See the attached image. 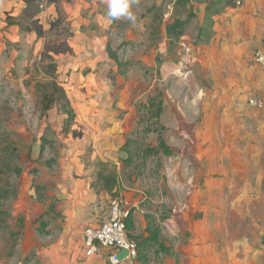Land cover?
<instances>
[{
    "label": "rangeland",
    "instance_id": "rangeland-1",
    "mask_svg": "<svg viewBox=\"0 0 264 264\" xmlns=\"http://www.w3.org/2000/svg\"><path fill=\"white\" fill-rule=\"evenodd\" d=\"M202 1L212 3L215 9L233 2L136 0L132 6L137 17L133 25L124 19H110L106 0L86 4L68 0V19L62 36L47 45L26 31L29 22L22 0H0V264H56L49 263V249L63 216L57 211L47 213L50 207L56 208L64 201L58 200L57 195L66 193L72 181L81 180L99 194L105 191L104 176L112 173L116 175L118 187L114 191L118 193L115 198L107 193L111 201L128 203L132 212L134 230L129 235L139 245L138 264L180 263V253L175 250L189 247L193 237L187 230L172 236L167 232L168 225L178 215H186L189 223L199 218L206 203L193 204L192 198L198 196V177L201 182L204 180L201 177H206V167L204 174L197 176L189 159L178 157L166 146L168 141L163 139L174 137L177 126L170 115L164 117L162 124L163 99L169 96V101H179V117L197 118L201 134L240 135L241 144L248 149L256 148V142L248 139L256 134V118L250 113L264 107V99L257 91L258 77H263L260 87L264 89V66L254 60L258 47L261 43L264 46L263 28V40L243 59L247 73L242 80H246L248 90L247 96L242 92V109L236 114L234 110L200 108L206 96L200 94L198 102L188 57L193 53L200 56L196 48L207 44L213 34L211 18L206 15L203 24L197 21L198 16L202 17L197 14ZM239 1L241 12L251 14L254 23L264 22V0ZM213 8L206 14L212 16ZM56 18L53 7L38 16L44 28ZM167 20L171 22L169 26L165 24ZM108 45L117 54L120 66L110 59ZM53 68L76 113L73 131L79 136L61 135L64 116L58 110L41 113L36 84L46 81ZM167 88L169 95L165 93ZM251 100L263 107L252 105ZM231 117H242L244 122L230 124ZM205 118L212 119V124L204 125ZM120 128L125 133L124 140L117 133ZM103 135L114 136L115 143H110L108 149L118 156L115 160H101L99 137ZM127 142L129 154L121 150ZM215 144L216 153L221 147L223 150V145ZM151 147L159 152L145 160L141 151ZM83 152L86 153L82 156ZM88 152L91 158L85 160ZM128 157L132 158V165L124 167L122 160ZM205 163L206 159L202 164ZM216 164V212L245 213L260 217L257 224L263 222L264 184L255 189L256 176L250 177L253 185L245 191L249 202L240 208L242 202H238L235 189L231 200H223L224 189L219 186L223 159L217 156ZM43 216L49 224L45 229L49 235L38 231ZM168 219L173 223L166 225ZM148 228L157 231L158 238L145 248L140 243L148 236ZM249 238L251 246L258 250V259L264 262V235L258 245ZM162 245L169 250L164 251Z\"/></svg>",
    "mask_w": 264,
    "mask_h": 264
},
{
    "label": "crops",
    "instance_id": "crops-1",
    "mask_svg": "<svg viewBox=\"0 0 264 264\" xmlns=\"http://www.w3.org/2000/svg\"><path fill=\"white\" fill-rule=\"evenodd\" d=\"M43 1L50 3L51 6L49 8L53 7L55 10V0ZM66 1L68 2V0H62L65 10ZM74 1L80 4L88 3L83 0ZM239 2V0H233L235 6H222L219 9L213 8L215 9L214 11L219 10V12H213L212 16H210V13L206 14V12L212 3H206L205 1L203 3L202 1L200 11L197 13H201L202 17L198 16L197 18V21H201V24L204 23L206 15L211 18V30L213 31L207 44L196 48L201 55L193 53L188 57L193 68V71L190 72L191 77L194 79L193 84H196L198 88V102L201 99L200 94L206 96L201 101L200 108L208 110L223 109L226 112L234 110L237 112L242 109V92H244V96H247L248 88L246 80H242L243 76H246L247 73L243 59L263 40L264 22L258 20L254 23L251 14L248 15L247 12H241V7L237 6ZM210 11L212 12V8H210ZM165 24L169 26L171 22L167 20ZM172 24H174V21H172ZM249 25L252 28H249ZM261 47L262 43L258 48ZM262 78L258 77L257 79L259 85L257 91H259V94L264 99V89L260 87L263 85ZM165 93L169 95L168 88ZM168 97L165 96L163 99L161 122L164 124L163 119L166 115L173 116V120L177 126V133L174 137L163 139L164 142L168 141L165 142L166 146L170 151L174 150L178 154V157L189 159L191 168L198 171L197 176L204 174L206 167V177H201L204 180L201 182V179L198 177L197 185H201L200 190H198V196L192 198L193 204L200 201L204 202V204L206 203V206L201 208L199 218L193 219V221L190 220L189 223V218L186 215L185 217L178 215L174 223L172 219L165 221L166 225L173 223L168 225L169 229H167V232L170 235L176 236L178 233L187 230L186 232H190L193 237L189 247L180 246L175 250L180 253H178L181 257L179 264H233L234 261L232 260L237 261L238 264H264L262 260L258 259V250H255L251 246L249 238V236L252 238L253 244L258 245L264 235V220L260 224H257V220L262 219L254 215L216 212L218 206L216 204L217 201H215L217 199V190L214 189L215 174L217 173V156L224 161V165L219 169L220 174L223 175L219 179L221 181V185L219 186L224 189L222 194L223 200H231L233 198L232 190L235 189L237 191L238 202H242L240 208L246 206L249 200L245 191L251 188V184L253 185V182L250 180V177L253 175L256 176L254 188L258 189L260 185L263 188L264 107L262 109L255 108L250 113V116L254 115L256 118V134L255 136L250 135L251 137L247 136V138L249 137L250 141L254 140L256 142V148L248 149L246 145L241 144L242 136L240 135L235 136V134L230 133L222 137L210 133L201 134L197 128L199 127L197 118L179 117V101L174 103L173 101H169ZM172 112L174 115H172ZM203 122L204 125H210L212 124V119L205 118ZM229 122L233 125L235 123L241 124L244 122V119L242 117H231L229 118ZM168 125L171 124L165 123V126ZM193 129H195L194 132H189L193 131ZM122 130L120 128L117 133L120 135L119 138L124 140L125 133ZM106 131L108 130L105 128V133ZM246 135L244 139H246ZM113 138L114 136L110 137L108 135L99 137L102 145L101 160L103 161L115 160L118 157L116 153H109L108 147L113 142ZM223 138L225 139L223 140ZM221 141H224V143ZM216 142L223 145V150L221 147L219 153H216L214 149L217 147ZM204 144L205 146H202ZM121 147L122 145H120L119 149ZM85 153L83 152L82 156ZM204 159H206V163L202 164ZM70 184L71 186L67 192L64 191L67 194L62 193L56 197L57 199L58 197H62L64 200L55 208V211L61 213L63 216V223L60 230L56 233L57 236L54 243L49 249V263L105 264L104 254L93 259L85 257L83 252V231L88 227L101 224L107 219L108 202H111L110 195L106 191L99 194L95 193L91 190L89 183L87 184L83 180L72 181ZM203 186L206 188H203ZM204 189L207 192H204ZM201 198L203 199L201 200ZM188 202L192 204L191 201ZM98 210L102 212H98ZM187 225L190 226L189 230ZM217 252L221 254V257L217 255ZM226 254H229L228 257L225 256ZM232 255L237 258H232ZM121 256H125L124 252L121 253Z\"/></svg>",
    "mask_w": 264,
    "mask_h": 264
},
{
    "label": "trees",
    "instance_id": "trees-1",
    "mask_svg": "<svg viewBox=\"0 0 264 264\" xmlns=\"http://www.w3.org/2000/svg\"><path fill=\"white\" fill-rule=\"evenodd\" d=\"M25 4V10L24 14L27 15L28 19V25L26 27V31L30 33H34L39 39L44 40L46 43L54 40L55 38L58 39L62 36L63 28L65 24L67 23L68 15L66 13L65 7L62 3V0H55L54 1V7L57 14V18L52 21L48 28H44L43 25L40 23V20L38 19V16L41 14L42 11L46 10L51 6L50 3H45L43 0H22ZM85 2H90L92 0H83ZM226 6H235L233 2L230 4H227ZM213 8V5L211 4V7ZM219 10L214 11V13H218ZM13 26L17 25L15 23H11ZM19 25V24H18ZM48 45V43H47ZM107 51L109 54L110 59L115 61L119 64V59L117 57V54L112 52V49L110 45L107 47ZM48 77L46 81H42L38 84H36L37 91L40 93V110L42 114H47L49 111L56 109L58 110L63 116V122H62V129H61V135L63 137H68L69 135L79 136L76 135L75 131H73L74 126L76 125V113L72 107V104L68 98V95L62 87L61 83L59 82L57 71L55 68H53V71L48 74ZM130 145L129 142L121 149L123 152H126L129 154L128 146ZM142 156L146 160L153 155L157 154L159 152V149L155 147L146 148L145 150H142ZM85 160H90V152H88L85 155ZM122 163L124 167H128L132 165V158L128 157L127 159L122 160ZM104 188L106 192L109 194H113V198H115L118 192H114V190L118 187V182L116 181V175L114 173L104 176ZM55 212L54 207H50L49 212L47 214H52ZM40 227L38 231L43 235H49L48 231H45V229L49 226L48 221L44 220L43 218H40L39 220ZM126 226L127 230L132 232L134 230V221H133V215L130 211L129 218L126 220ZM148 236L143 239V242L140 243V246H144L145 248L151 243L155 242L158 238V232L152 231L149 228L147 229ZM130 238H134L132 235H129ZM139 246V245H138ZM164 251H168L169 248H167L165 245L161 246ZM140 258V255H139ZM139 261V259H138Z\"/></svg>",
    "mask_w": 264,
    "mask_h": 264
},
{
    "label": "built area",
    "instance_id": "built-area-1",
    "mask_svg": "<svg viewBox=\"0 0 264 264\" xmlns=\"http://www.w3.org/2000/svg\"><path fill=\"white\" fill-rule=\"evenodd\" d=\"M255 63L264 66V46L257 50ZM251 104L262 108V103L251 100ZM130 208L123 200H113L109 204L107 219L83 231V252L87 259L104 254L105 264H138L139 246L130 238L126 220ZM125 256L121 258V253Z\"/></svg>",
    "mask_w": 264,
    "mask_h": 264
},
{
    "label": "clouds",
    "instance_id": "clouds-1",
    "mask_svg": "<svg viewBox=\"0 0 264 264\" xmlns=\"http://www.w3.org/2000/svg\"><path fill=\"white\" fill-rule=\"evenodd\" d=\"M135 2L136 0H106L108 17L112 20L124 19L135 25L137 17L132 11Z\"/></svg>",
    "mask_w": 264,
    "mask_h": 264
},
{
    "label": "water",
    "instance_id": "water-1",
    "mask_svg": "<svg viewBox=\"0 0 264 264\" xmlns=\"http://www.w3.org/2000/svg\"><path fill=\"white\" fill-rule=\"evenodd\" d=\"M63 198L62 197H58V200H62ZM124 257V256H121V258Z\"/></svg>",
    "mask_w": 264,
    "mask_h": 264
}]
</instances>
